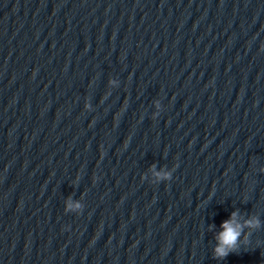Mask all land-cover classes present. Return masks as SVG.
<instances>
[{"label":"water","instance_id":"obj_1","mask_svg":"<svg viewBox=\"0 0 264 264\" xmlns=\"http://www.w3.org/2000/svg\"><path fill=\"white\" fill-rule=\"evenodd\" d=\"M0 264H264V0H0Z\"/></svg>","mask_w":264,"mask_h":264},{"label":"clouds","instance_id":"obj_2","mask_svg":"<svg viewBox=\"0 0 264 264\" xmlns=\"http://www.w3.org/2000/svg\"><path fill=\"white\" fill-rule=\"evenodd\" d=\"M109 83H114V81H109ZM85 107H88L87 105ZM159 107V104H157ZM153 175L156 178V181H170L172 179L171 171H155V166L152 167ZM174 170V168H173ZM83 205L79 202L73 203L69 198L67 201L68 210H81L82 212ZM261 226V221L257 216H252L249 219L239 221V213L234 211L231 213L229 219L224 220L220 225L222 231H219L215 235V240L217 241L216 246L213 249V257L217 260H222L226 258L230 253L237 252L240 246L243 244L247 246L250 244L249 237L251 232L245 233V229H258ZM214 227V226H213ZM243 237V240L241 239ZM259 244V242H257Z\"/></svg>","mask_w":264,"mask_h":264}]
</instances>
